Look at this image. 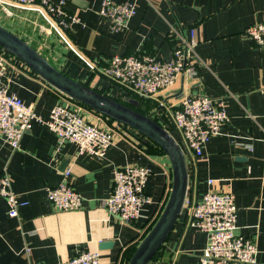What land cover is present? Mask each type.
Returning <instances> with one entry per match:
<instances>
[{
	"label": "crops",
	"instance_id": "crops-1",
	"mask_svg": "<svg viewBox=\"0 0 264 264\" xmlns=\"http://www.w3.org/2000/svg\"><path fill=\"white\" fill-rule=\"evenodd\" d=\"M101 1L65 0L64 10L78 18L66 32L75 51L47 28L40 30L42 20L36 14L16 11L6 17L0 12V25L68 77L123 101L121 89L90 71L80 56L99 66L114 55L169 59L179 41L175 32L190 40L187 29H193L196 73L179 76L152 103L162 100L174 110L186 96L226 99L229 120L206 144L203 156L195 159L184 151L186 196L198 200L210 189L231 192L237 207L236 233L255 243L254 264H264V95L259 92L264 85V52L244 34L249 26L264 23V0H110L136 6L128 27L120 31H113L98 15ZM0 58L9 91L32 105L43 121L59 103L80 109L90 121L102 120L1 49ZM165 117V126H170L169 115ZM171 132L182 144L179 132ZM124 166L149 170L145 191L152 203L132 222H122L102 206L112 190L114 170ZM66 169H70L67 180L83 204L79 210L56 211L47 201L46 190L63 180ZM1 175L8 177L11 190L25 205L19 208L18 218L10 219L0 198V264H57L81 251L98 252L100 264H126L127 252L165 205L172 180L166 155L143 138L116 130L113 145L96 158L79 155L69 142L58 147L55 134L39 122L23 134L16 150L0 135ZM208 180L213 181L210 186ZM205 242L202 233L186 225L182 212L148 264H197ZM104 243L110 246L100 247Z\"/></svg>",
	"mask_w": 264,
	"mask_h": 264
},
{
	"label": "built area",
	"instance_id": "built-area-1",
	"mask_svg": "<svg viewBox=\"0 0 264 264\" xmlns=\"http://www.w3.org/2000/svg\"><path fill=\"white\" fill-rule=\"evenodd\" d=\"M64 3L65 0L57 4L50 0H0V12L6 17H13L16 11L36 14L42 20L40 30L46 32L47 28L75 51L67 41L66 32L78 22V18L64 10ZM135 14L134 3H114L110 0H102L98 12L101 19L108 21L113 31L126 29ZM187 34L190 40L182 33L180 35L175 32L179 41L169 59H157L147 55H114L105 66H99L82 56L80 58L90 71L120 88L124 99L137 96L152 100L159 93L172 88L179 76L196 73L193 29H187ZM244 34L264 52V23L249 26ZM4 72L5 63L0 58V135L11 150L20 147L23 134L30 130L34 122L44 124L55 134L58 147L69 142L76 146L79 155L87 154L96 158L103 157L113 145L116 130L129 132L126 127L116 122L107 125L103 120L90 121L80 113V109L62 103L54 105L49 119L43 121L32 105L25 104L9 91L4 81ZM259 92L264 95V85ZM163 104L166 103L161 100L153 116L160 121V117L165 119V115H169L171 125L165 126L164 121L160 125L171 135L172 129L177 130L182 144L177 142L183 152L195 159L203 156L206 144L229 120L224 97L215 98L205 94L184 97L174 110ZM148 175L149 170L140 166L115 169L112 190L102 200V206L122 222L138 220L144 207L152 203L151 197L145 191ZM69 176L70 169L64 170L63 180L57 186L46 190L47 201L56 211L82 208L83 198L67 180ZM212 183V180L207 181L209 186ZM0 198L7 206V216L10 219L18 218L19 208L25 202L18 200L5 175L0 176ZM182 212L186 216V225L198 230L206 239L197 264L255 263V243L236 233L237 207L231 192L210 189L198 200L185 195ZM57 264H100V256L98 252L81 251Z\"/></svg>",
	"mask_w": 264,
	"mask_h": 264
},
{
	"label": "water",
	"instance_id": "water-1",
	"mask_svg": "<svg viewBox=\"0 0 264 264\" xmlns=\"http://www.w3.org/2000/svg\"><path fill=\"white\" fill-rule=\"evenodd\" d=\"M0 47L60 94L123 125L134 137L144 136L164 152L170 163L172 175L168 198L153 225L140 239L127 261V264H148L167 240L182 210L187 189V170L180 144L150 116L68 77L33 46L1 25ZM108 246L110 243L100 245Z\"/></svg>",
	"mask_w": 264,
	"mask_h": 264
},
{
	"label": "trees",
	"instance_id": "trees-1",
	"mask_svg": "<svg viewBox=\"0 0 264 264\" xmlns=\"http://www.w3.org/2000/svg\"><path fill=\"white\" fill-rule=\"evenodd\" d=\"M0 49H1V51L2 52H5L6 54H9V53H7L6 51H4L1 47H0ZM9 55H11V54H9ZM12 56V55H11ZM116 101H118V102H120V103H122V104H125V105H127V106H129V107H131V108H133V109H135L136 111H138V112H140V113H142V114H144V115H148V114H146L145 112H143V111H141V110H139L138 109V106H139V103H143V107H146V108H148L149 106H150V100H146V99H142V98H137V96H130L129 98H126V100H120V99H115ZM72 101V100H71ZM72 103H74V104H76V105H78V106H80V107H82V108H84V109H87L88 111H90V112H92V113H94V114H96L97 116H99L103 121H105L107 124H111L112 122H114L113 120H111V119H108V118H106V117H104V116H101V115H99V114H97V113H95V112H93L92 110H90L89 108H87L86 106H84V105H82V104H78V103H76V102H74V101H72ZM148 116H150L153 120H155L157 123H159L160 124V122L162 121L163 122V118H161L160 117V121L156 118V117H154L153 115H148ZM140 138H143V140H147V142H150V144H152L156 149H158V151L160 152V153H162V154H164V152L157 146V145H155L153 142H151L150 140H148L147 138H145L144 136H140ZM159 215V214H158ZM158 215L151 221V223L148 225V227L146 228V230H145V233H144V235L147 233V231L151 228V226L153 225V223H154V221H155V219L158 217ZM144 235H142V237L144 236ZM141 237V238H142ZM138 244V243H137ZM136 244V245H137ZM135 245V246H136ZM135 246L134 247H132L130 250H129V252H127V261H128V259H129V257H130V255H131V253L133 252V250H134V248H135ZM127 264V263H126Z\"/></svg>",
	"mask_w": 264,
	"mask_h": 264
},
{
	"label": "rangeland",
	"instance_id": "rangeland-1",
	"mask_svg": "<svg viewBox=\"0 0 264 264\" xmlns=\"http://www.w3.org/2000/svg\"><path fill=\"white\" fill-rule=\"evenodd\" d=\"M51 63V62H50ZM52 64V63H51ZM53 65V64H52ZM54 66V65H53ZM191 96H193V95H191ZM186 97H190V96H186ZM138 98V97H137ZM152 102H154L153 100H151L150 99V106L148 107V108H146V107H143V103L141 104V103H139V106H138V109L139 110H141V111H143V112H145L146 114H148V115H153V113H154V111L156 110V108H158L159 106H158V104L161 102V100H157L154 104L152 103ZM164 106L166 105V104H163Z\"/></svg>",
	"mask_w": 264,
	"mask_h": 264
}]
</instances>
